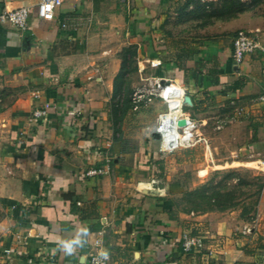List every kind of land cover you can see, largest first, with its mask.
<instances>
[{
	"label": "crops",
	"instance_id": "1",
	"mask_svg": "<svg viewBox=\"0 0 264 264\" xmlns=\"http://www.w3.org/2000/svg\"><path fill=\"white\" fill-rule=\"evenodd\" d=\"M42 1L0 0V15L31 9L26 30L0 21V94L9 92L0 97V264H85L98 241L110 264H264V192L252 221L234 210H183L170 157L187 164L177 155L190 151L157 150L156 132L145 133L162 98L152 95L139 111L112 108L120 53L135 46L146 90L172 80L201 113L235 100L249 118L246 151L264 152V51L239 67L233 60L239 30L256 32L264 46V5L200 25L179 13L187 0H64L53 20L38 17ZM181 49L186 59L177 58ZM47 102L48 115L33 119ZM106 158L109 172L86 174ZM186 230L206 237L203 252L184 253Z\"/></svg>",
	"mask_w": 264,
	"mask_h": 264
},
{
	"label": "rangeland",
	"instance_id": "2",
	"mask_svg": "<svg viewBox=\"0 0 264 264\" xmlns=\"http://www.w3.org/2000/svg\"><path fill=\"white\" fill-rule=\"evenodd\" d=\"M128 82H131L130 87L133 89L132 97L138 88H149L147 81L141 80L137 71L131 73L128 77ZM1 92L4 93H1L0 97H4L5 93L8 91L3 88L1 89ZM119 96L120 94L117 95L115 102H118L120 99ZM151 104H153V102L149 103L148 101V103H145L146 107ZM156 106L163 111L168 110V105L163 99L159 98L156 101ZM184 111L189 113L198 123L195 131L197 144L195 143V145L188 146L187 150L190 152L186 153L184 150H180L177 155V158H189L192 162L187 164H176L174 156L170 157V169L172 172L171 180L175 183H179L182 189L187 190L194 189L195 187L208 181L218 171L220 173L229 170L238 171L240 177L244 178L251 184L240 185V192L244 194L237 199L236 203L238 204L235 208L231 209V211L234 210L238 212L239 216L246 221H250L252 217H256L259 214L258 205L260 204L264 192L263 187L261 193H258L259 185L264 183V167L261 168L262 164L256 162L260 159L264 160V152L250 156L248 151L245 149V144L248 143L249 140L247 125L249 118L241 116L237 113L235 114V108L231 107V104L221 105L220 107L218 105L215 108H211L210 105L206 110H203L202 113L190 105L186 106ZM150 117H153V115ZM149 118L147 117V120L145 121V133L146 136L151 137L153 136V133L156 132L157 123L151 121ZM204 119L205 122L203 121ZM134 134L137 135V132L135 131L133 135ZM199 138H206L209 142V146L206 147V144L202 140L198 141ZM155 141L157 142L156 148L158 150L160 148L158 135L155 137ZM182 147L186 148L185 146ZM202 169L206 170V173H204L206 175L204 181L198 185L195 180V176L197 172ZM221 178L222 173L216 176L217 180H220ZM237 181V178L232 179L229 181V184L234 185ZM180 193H182V196L179 198V201L181 206L185 207L186 204L183 201V191ZM257 200H259L258 205H256ZM255 207L256 211H254ZM245 208L250 210V212L243 216L242 210ZM263 214L264 213L262 212L261 215L263 216ZM262 219L264 222V216Z\"/></svg>",
	"mask_w": 264,
	"mask_h": 264
},
{
	"label": "built area",
	"instance_id": "3",
	"mask_svg": "<svg viewBox=\"0 0 264 264\" xmlns=\"http://www.w3.org/2000/svg\"><path fill=\"white\" fill-rule=\"evenodd\" d=\"M64 0H43L39 3L37 15L38 17L46 20H53L55 18V12L58 7L63 4ZM31 16V9L27 5L18 6L16 8L6 10L0 15V21H9L14 24L20 30H26L29 26V20ZM264 51V46L261 42L259 35L256 32L249 30H239L233 39V60L235 66L239 67L244 62L248 54L256 51ZM172 80H158L155 85L146 89H137L132 97L134 109H139L144 101H152V95L161 97L168 105V110L159 114L158 122L156 124V134L159 136L160 148L163 151L171 152L182 146H192L197 142L195 131L198 123L191 117L189 113L184 111L186 106H189L184 99L185 92L183 91V97L180 102L181 112L174 117L169 116L170 100L166 96H163V91L173 86ZM181 87V86H180ZM258 101H264V93L258 98ZM231 104L235 108L237 114H242L245 111V107L239 106L235 100H232ZM50 104L47 102L42 107L37 108L32 113V118L37 119L46 117ZM74 114V112H73ZM181 119L185 120V125H179ZM204 141L206 147L209 146V142L206 138H199L198 141ZM105 166H98L90 168L86 171L87 175L95 176L102 175L109 172L110 158H106ZM206 237L194 230H186L180 237V246L184 253H199L206 249ZM106 252L103 246L98 241L94 251L90 254L85 264H110L109 255L107 259L101 255Z\"/></svg>",
	"mask_w": 264,
	"mask_h": 264
},
{
	"label": "trees",
	"instance_id": "4",
	"mask_svg": "<svg viewBox=\"0 0 264 264\" xmlns=\"http://www.w3.org/2000/svg\"><path fill=\"white\" fill-rule=\"evenodd\" d=\"M190 5L193 6L191 9H188ZM261 5H264V0H187L185 4L179 8V13L186 14L188 19H198L200 25H205L217 20H229L235 18L241 13L254 10ZM137 55L138 52L135 46H129L120 53L122 64L121 70L116 77L113 100L118 94H120V99L118 102L112 104L114 114L124 113L134 105L132 100L133 89L130 87L131 82H128V77L132 72L138 71ZM176 56L180 60L186 59L189 56V50H177ZM240 85L241 82L236 81L231 87L235 90ZM230 104L231 103H229V105ZM231 107L234 108L232 104ZM257 141L256 132L254 131L252 142L254 143ZM260 145H257V150L264 149V146L261 147ZM221 173L222 178L217 180L216 176ZM221 173L218 171L208 181L194 189H183V201L186 204V206L183 207V210L207 212L227 211L235 208L238 204L236 203L237 199L244 194L240 192V185H249L251 183L240 177L239 172L236 170H229ZM235 178L238 179L237 183L234 185L229 184V181ZM263 187L264 183H261L258 189L259 194ZM178 203L181 205L180 201ZM258 203L259 200H257L256 205H258ZM254 211H256V207ZM248 212H250V210L245 208L242 210V215L245 216ZM254 218L255 217H252L250 221Z\"/></svg>",
	"mask_w": 264,
	"mask_h": 264
},
{
	"label": "bare ground",
	"instance_id": "5",
	"mask_svg": "<svg viewBox=\"0 0 264 264\" xmlns=\"http://www.w3.org/2000/svg\"><path fill=\"white\" fill-rule=\"evenodd\" d=\"M163 96H166L168 100H170L169 116L174 117L175 115L180 114L181 109L179 105L183 97L182 89L174 83L173 86L163 91ZM174 100L177 104H172Z\"/></svg>",
	"mask_w": 264,
	"mask_h": 264
},
{
	"label": "water",
	"instance_id": "6",
	"mask_svg": "<svg viewBox=\"0 0 264 264\" xmlns=\"http://www.w3.org/2000/svg\"><path fill=\"white\" fill-rule=\"evenodd\" d=\"M184 99H185V102L190 106V105H193V100H192V98H191V96L190 95H188V94H185V96H184ZM185 120L184 119H181L180 121H179V125H185Z\"/></svg>",
	"mask_w": 264,
	"mask_h": 264
},
{
	"label": "clouds",
	"instance_id": "7",
	"mask_svg": "<svg viewBox=\"0 0 264 264\" xmlns=\"http://www.w3.org/2000/svg\"><path fill=\"white\" fill-rule=\"evenodd\" d=\"M64 248L66 252H68L69 254L71 253V247L69 245L65 244ZM101 255L104 257V259L108 258L107 252H103L101 253Z\"/></svg>",
	"mask_w": 264,
	"mask_h": 264
}]
</instances>
